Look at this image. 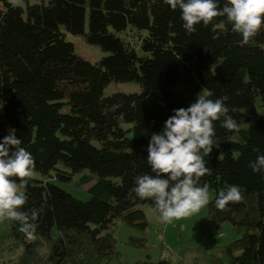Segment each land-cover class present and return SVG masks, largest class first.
<instances>
[{
	"label": "trees",
	"instance_id": "1",
	"mask_svg": "<svg viewBox=\"0 0 264 264\" xmlns=\"http://www.w3.org/2000/svg\"><path fill=\"white\" fill-rule=\"evenodd\" d=\"M40 2L21 10L0 0V141L14 131L40 177L22 189L28 199L21 210L39 213L35 238L7 220L12 245L23 246L16 264H104L118 257L110 235L117 222L144 233L148 224L138 209L155 211L154 202L129 192L137 176L154 175L147 163L151 136L203 89L211 99L227 97L229 114L245 122L234 132L215 122L205 157L212 174L200 181L212 196L208 222L214 234L229 225L240 237L221 249L226 264H264V173L249 167L264 154V116L255 112L264 106V24L243 44L226 17L187 34L180 10L163 0ZM218 2L222 7L226 0ZM64 33L110 56L87 63ZM134 82L144 86L141 95L103 97L109 85ZM79 174L76 188L85 187L86 202L53 185ZM232 185L242 201L218 211L215 200ZM128 246L147 248L144 239H130Z\"/></svg>",
	"mask_w": 264,
	"mask_h": 264
},
{
	"label": "clouds",
	"instance_id": "2",
	"mask_svg": "<svg viewBox=\"0 0 264 264\" xmlns=\"http://www.w3.org/2000/svg\"><path fill=\"white\" fill-rule=\"evenodd\" d=\"M163 3L172 11L180 10L182 26L189 35L201 23L207 27L215 18L226 17L232 32L240 34L242 43L247 44L264 24V0H226L222 7L218 0H163ZM209 96L203 89L194 103L174 109L163 130L152 134L147 163L154 175L137 176L135 187L129 192L133 199L152 200L163 223L196 214L209 203V187L201 186L200 181L212 174L205 157L212 152L215 122L219 121L220 127L228 132L239 131L245 123L229 114L227 97ZM117 119L123 122V113ZM21 144L14 131L0 141V221L18 222L19 231L27 239H34L39 213L35 208L21 209L28 199L22 189L35 176V159ZM249 167L254 173H264V154L251 161ZM242 199L239 187L232 185L219 193L215 207L226 211L230 203Z\"/></svg>",
	"mask_w": 264,
	"mask_h": 264
},
{
	"label": "rangeland",
	"instance_id": "3",
	"mask_svg": "<svg viewBox=\"0 0 264 264\" xmlns=\"http://www.w3.org/2000/svg\"><path fill=\"white\" fill-rule=\"evenodd\" d=\"M48 1L52 0H46L45 6ZM6 3L21 10H25L26 6L41 4L40 0H28L27 3L22 0H6ZM129 30L130 28L126 33L131 35ZM87 32L88 27L85 23L84 33ZM118 38L125 40V34H118ZM64 41L72 45L77 57L90 64H96L110 56L100 47L87 44L82 36L74 37L64 33ZM143 92L144 86L139 82L112 84L105 89L103 97L116 94L141 95ZM255 112L258 116H264V106L256 107ZM82 176L83 174L75 175L69 183L55 182L53 185L73 198L86 202L88 195L85 193V187L76 188V182ZM33 180H40V177L35 174ZM117 181L118 179H114L112 183ZM111 188L114 190L115 186ZM211 200L212 196L209 194V203ZM208 204L198 213L173 220L171 223H163L160 215L150 207H139L138 210L145 215L148 224L146 231L140 233L117 222L110 235L116 242L118 257L104 264H211L214 259L226 264L221 249L238 241L240 237L229 225H224L219 234L212 232L206 214ZM9 234L7 219L0 221V264H16L23 251L22 245H12V241L8 238ZM130 239H144L147 248L139 250L128 246Z\"/></svg>",
	"mask_w": 264,
	"mask_h": 264
}]
</instances>
